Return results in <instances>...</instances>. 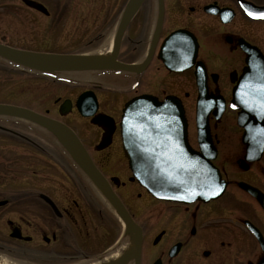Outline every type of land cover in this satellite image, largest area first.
I'll return each instance as SVG.
<instances>
[{"label": "flooded vegetation", "instance_id": "flooded-vegetation-1", "mask_svg": "<svg viewBox=\"0 0 264 264\" xmlns=\"http://www.w3.org/2000/svg\"><path fill=\"white\" fill-rule=\"evenodd\" d=\"M129 1L0 0V46L109 61L47 73L0 58V72L47 79L64 92L40 110L0 105L67 127L102 185L50 132L0 116V264H264V0H142L123 25ZM143 96L180 104L186 155L201 153L196 116L206 108L203 148L218 196L160 200L134 177L121 116ZM174 134L145 138L140 168L178 153Z\"/></svg>", "mask_w": 264, "mask_h": 264}, {"label": "water", "instance_id": "water-1", "mask_svg": "<svg viewBox=\"0 0 264 264\" xmlns=\"http://www.w3.org/2000/svg\"><path fill=\"white\" fill-rule=\"evenodd\" d=\"M141 3L142 0L129 1L122 18L123 25L129 22ZM244 50L252 49L244 47ZM0 58L30 70L47 73L89 71L109 64L106 58L37 54L16 51L3 46H0ZM0 116L24 119L50 132L75 164L102 189V185L97 181L100 177L91 168V161L67 127L15 106L0 105ZM196 125L198 143L200 147H204L207 125L206 110L202 107L197 108ZM168 131L175 132L174 137L177 139V144L175 142L174 146L186 145V124L179 103H174L170 98L166 102L155 103L152 98L143 96L125 106L121 118V132L124 147L129 152L127 157L134 177L154 197L166 201L189 204L194 201L206 202V197L218 196L221 193V183L209 165L206 154L199 155L190 152L186 155L182 154V151L163 153L162 159L148 161L151 165H158L156 168H140L143 140L149 138L151 134L154 139L169 137L167 136ZM104 193L107 195L105 190ZM112 203L118 208L114 201Z\"/></svg>", "mask_w": 264, "mask_h": 264}, {"label": "rangeland", "instance_id": "rangeland-1", "mask_svg": "<svg viewBox=\"0 0 264 264\" xmlns=\"http://www.w3.org/2000/svg\"><path fill=\"white\" fill-rule=\"evenodd\" d=\"M15 72V73H14ZM57 86L47 79L29 76L23 77L17 71L0 72V103L6 99L14 101L16 105L42 109L48 96L63 95L56 92Z\"/></svg>", "mask_w": 264, "mask_h": 264}, {"label": "snow or ice", "instance_id": "snow-or-ice-1", "mask_svg": "<svg viewBox=\"0 0 264 264\" xmlns=\"http://www.w3.org/2000/svg\"><path fill=\"white\" fill-rule=\"evenodd\" d=\"M251 14V13H250ZM262 16H264V13L261 14Z\"/></svg>", "mask_w": 264, "mask_h": 264}, {"label": "bare ground", "instance_id": "bare-ground-1", "mask_svg": "<svg viewBox=\"0 0 264 264\" xmlns=\"http://www.w3.org/2000/svg\"><path fill=\"white\" fill-rule=\"evenodd\" d=\"M20 67H23V66H20ZM26 69H28V68H26Z\"/></svg>", "mask_w": 264, "mask_h": 264}]
</instances>
